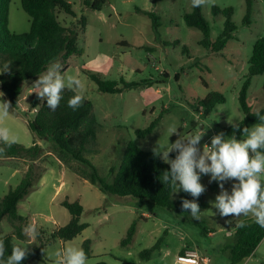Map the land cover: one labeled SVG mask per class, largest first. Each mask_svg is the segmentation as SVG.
Listing matches in <instances>:
<instances>
[{"label": "rangeland", "instance_id": "obj_1", "mask_svg": "<svg viewBox=\"0 0 264 264\" xmlns=\"http://www.w3.org/2000/svg\"><path fill=\"white\" fill-rule=\"evenodd\" d=\"M68 1L75 17L62 10H56V17L62 26L77 29L81 54L71 56L66 64L55 61L63 66L65 75H76L83 81L84 98L91 102L101 126L96 145L91 147L97 152L86 155L100 177L112 182L129 142L152 153L157 145L174 143L178 135L169 137L168 132L173 124L179 127L182 135L195 132L203 124L206 134L198 146L201 151L220 132L225 138L230 137L225 132L232 126L229 122L239 123L243 118L239 93L248 72L253 45L264 37V0H253L248 26L242 25L244 0H212L201 6L212 40L223 29V18L213 16L212 7L233 9L232 21L237 30L217 54L203 49L199 45L201 32L187 27L183 21L182 16L192 10L191 0H107L100 11L85 7L83 0ZM138 11L153 12L159 18L160 27L156 32L152 30L150 19ZM82 18L85 28L79 24ZM8 26L16 34L29 31L30 19L22 10L20 0L10 1ZM90 75L118 83L123 79L139 86L117 94L101 93ZM38 78L23 84L17 108L3 121L11 129L15 143L27 148L34 141L27 121L34 115L30 101L36 91L33 84ZM210 92L219 93L224 102L204 116L203 109L196 106L197 99ZM246 102L252 113L264 108V75L251 78ZM158 116L161 119L152 134L144 138L135 135L136 130L145 129ZM203 125H200L202 130ZM236 138L243 139V133ZM37 143L44 152L35 162L0 157V199L20 182L30 166L37 178L17 208L18 215L26 219V225L35 223L39 228L35 242L28 241L33 243L28 246V255L40 245L43 249L37 258L31 257V264H57V250L67 246L82 248L85 240L90 241L88 264H174L182 250L195 252L207 259V264H229V246L234 240V230L229 223L252 219L221 217L211 203L220 189L215 193L210 190L208 175L201 178L206 187L202 197L208 208L200 209V220H195L190 211L179 215L132 197L103 194L96 185L81 178L82 172H90L86 165L73 160L60 161L58 152L49 142ZM235 182H226L225 188L230 192ZM176 196L174 193L173 197ZM64 200L77 201L83 208L80 223L88 224L70 241L52 239V233L70 219L61 205ZM132 222H136V233L132 242L122 247L120 241ZM14 226L3 217L0 240L10 236ZM160 237V250L149 260L140 259L139 253L153 246ZM239 264H264V239L254 253Z\"/></svg>", "mask_w": 264, "mask_h": 264}, {"label": "trees", "instance_id": "obj_2", "mask_svg": "<svg viewBox=\"0 0 264 264\" xmlns=\"http://www.w3.org/2000/svg\"><path fill=\"white\" fill-rule=\"evenodd\" d=\"M10 1L0 0V69L3 68L5 63L12 62L11 74L4 73L0 75V92L4 93L2 99L10 102V111H12L17 108L19 96L25 82L36 79L46 71L51 62L60 60L66 64L71 56L79 55L81 51L77 46V29L62 26L56 17V10H62L65 14L75 17L71 3L68 0H20L22 10L30 19L29 31L23 34H16L9 29ZM106 1L83 0V4L91 10L100 11ZM244 2L245 15L242 25L248 26L252 17L253 0H244ZM138 12L150 19L152 30L156 32L160 27L159 18L153 12ZM212 14L215 17L221 16L223 18V29L214 40L210 38V26L202 17L201 7L192 6L191 12L185 13L182 18L187 27L195 28L201 32L199 45L203 49L217 54L233 39L237 27L232 21L233 9L231 7L220 9L214 6L212 7ZM79 24L82 28H85L83 18L79 20ZM258 75H264V37L259 38L253 45L248 61V72L239 93V104L243 113V118L239 122L240 129L234 130L232 126L225 129L229 136H237L243 133L244 127L251 128L259 123L257 113L264 115V108L252 113L246 102V92L250 86L251 78ZM89 77L96 84L97 90L106 94H117L139 86V84L133 82H125L123 79H120L118 83L103 81L95 75ZM73 94L72 91L66 89L62 93L63 99L60 101L58 108L52 111L47 106L46 100H41L35 93L30 101V108L34 115L32 119L27 121V128L34 138L32 146L27 148L13 143L10 148H7L0 143V147H6V152L0 157L28 159L35 162L41 158L44 152V149L37 142H49L52 149L58 152L60 161L73 160L86 165L90 172H82L81 178L91 185H96L103 194L132 197L139 202L151 203L179 215L190 211L182 209L181 201L182 199L193 200L194 198L183 191L178 192L174 198L173 189L162 182L163 173L170 171V165L164 163L154 153L139 149L133 142L128 143L112 182L108 183L105 178L100 177L86 155L97 152L91 147L96 145L97 132L101 126L94 116L91 102L87 99L84 98L83 105L76 110L68 106V100ZM223 102L224 99L219 93L210 92L204 98L197 99L196 106L202 108L204 116H206L213 111L215 105ZM160 119V116L156 117L145 129L136 130L135 135L138 138L149 136L157 127ZM176 154V152H173L170 156L175 158ZM36 181L37 178L30 166L20 182L0 199V221L5 217L9 223L15 224L11 235L3 239L5 259L11 254L12 238L25 240L23 228L26 226V219L18 215L17 208L19 202L29 194ZM218 188L216 182L210 184L212 192L215 193ZM196 202L199 204L200 209L208 208V204L202 195L196 199ZM61 205L68 211L70 219L65 226L59 227L52 233V239L70 241L84 231L88 224L80 223L83 208L77 201L69 203L64 200ZM240 220L245 222V227H236L239 220L229 223L230 228L234 230V240L229 246V264H239L249 258L264 239V228L257 225L253 219L243 218ZM16 223L20 224L16 225ZM135 233L136 222H132L125 238L120 241V245L122 247L128 246L132 242ZM161 243L162 238L160 237L153 246L142 250L139 253V258L149 260L155 252L160 250ZM89 247L90 241H83L82 248L88 258L90 257ZM42 249L43 245L32 249L30 255L22 261V264H31V257L37 258L38 255H41ZM96 264L106 263L98 262ZM122 264L129 263L122 262Z\"/></svg>", "mask_w": 264, "mask_h": 264}, {"label": "clouds", "instance_id": "obj_3", "mask_svg": "<svg viewBox=\"0 0 264 264\" xmlns=\"http://www.w3.org/2000/svg\"><path fill=\"white\" fill-rule=\"evenodd\" d=\"M212 0H191L193 7H201ZM11 63L7 62L0 69V75L11 74ZM33 88L38 98L46 100L50 110L55 111L63 99L62 93L67 89L74 94L68 100V106L73 110L80 108L84 102L83 81L76 75H65L59 61H53L45 72L39 75ZM0 92V143L10 148L16 142L11 129L3 121L10 115V102L2 99ZM259 123L251 128H243V139L235 135L225 138L220 132L211 138L210 145L205 144L203 150L198 147L206 134L200 125L198 130L187 135L178 132L175 124L169 126V137L178 135V139L169 146L157 145L153 149L154 155L164 163L170 165V171L163 173L162 182L168 184L173 193L183 191L194 199H182L183 210H190L195 220H200V206L196 202L205 191L201 177L208 175L209 183L216 182L219 194L216 195L212 207L218 210L221 217L234 216L235 218L251 217L261 228H264V115L256 114ZM234 130L240 129V124L229 122ZM211 124L207 126V129ZM6 147H0V156L6 152ZM176 152L174 159L170 153ZM228 181H236L231 191L225 188ZM245 222L239 220L236 227H245ZM27 241L14 239L11 254L5 259V244L0 240V264H22L29 254L28 241L35 242L39 236V228L35 223H29L23 228ZM57 264H88V257L83 248L67 246L55 252ZM181 260L184 258L181 257Z\"/></svg>", "mask_w": 264, "mask_h": 264}, {"label": "built area", "instance_id": "obj_4", "mask_svg": "<svg viewBox=\"0 0 264 264\" xmlns=\"http://www.w3.org/2000/svg\"><path fill=\"white\" fill-rule=\"evenodd\" d=\"M183 257L184 259L181 260L180 258ZM207 260L205 258L200 257L195 252H188V253H180L175 260L174 264H207Z\"/></svg>", "mask_w": 264, "mask_h": 264}, {"label": "crops", "instance_id": "obj_5", "mask_svg": "<svg viewBox=\"0 0 264 264\" xmlns=\"http://www.w3.org/2000/svg\"><path fill=\"white\" fill-rule=\"evenodd\" d=\"M25 172V171H24ZM183 251V253H188V252H192V251H188V250H182ZM248 259V258H247ZM246 259V260H247ZM207 260V259H206ZM208 261V260H207ZM208 263V262H207Z\"/></svg>", "mask_w": 264, "mask_h": 264}]
</instances>
